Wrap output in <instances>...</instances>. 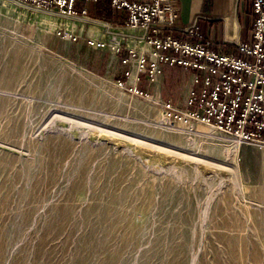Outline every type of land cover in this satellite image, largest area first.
I'll return each mask as SVG.
<instances>
[{"label":"rangeland","instance_id":"obj_1","mask_svg":"<svg viewBox=\"0 0 264 264\" xmlns=\"http://www.w3.org/2000/svg\"><path fill=\"white\" fill-rule=\"evenodd\" d=\"M59 24L0 0V264H264V148L168 121L187 71L134 95Z\"/></svg>","mask_w":264,"mask_h":264},{"label":"built area","instance_id":"obj_2","mask_svg":"<svg viewBox=\"0 0 264 264\" xmlns=\"http://www.w3.org/2000/svg\"><path fill=\"white\" fill-rule=\"evenodd\" d=\"M11 1L46 18L55 16L60 21L57 34L73 41L85 31L91 49L126 51L121 63L129 65L124 76L134 95H143L136 86L140 74L153 83L162 66L181 67L189 76L185 108L161 103L165 119L205 124L230 141L264 148V0H253L251 40L237 44L240 55L217 49L196 22L178 26L175 0H109L114 12L125 13L123 22L92 18L79 5L99 0ZM127 27L131 31L124 33ZM118 84L125 87L126 82Z\"/></svg>","mask_w":264,"mask_h":264},{"label":"crops","instance_id":"obj_3","mask_svg":"<svg viewBox=\"0 0 264 264\" xmlns=\"http://www.w3.org/2000/svg\"><path fill=\"white\" fill-rule=\"evenodd\" d=\"M79 5L85 7L91 17L118 22L124 20L125 13L114 12L109 0L95 3L80 1ZM175 5L179 11L178 26L196 22L199 31L224 53L240 55L237 44L251 40L255 19L253 0H175Z\"/></svg>","mask_w":264,"mask_h":264},{"label":"bare ground","instance_id":"obj_4","mask_svg":"<svg viewBox=\"0 0 264 264\" xmlns=\"http://www.w3.org/2000/svg\"><path fill=\"white\" fill-rule=\"evenodd\" d=\"M67 22H73L72 20H70L69 18H66Z\"/></svg>","mask_w":264,"mask_h":264}]
</instances>
